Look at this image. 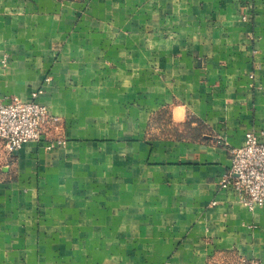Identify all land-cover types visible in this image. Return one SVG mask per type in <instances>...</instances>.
<instances>
[{
  "label": "crops",
  "instance_id": "obj_1",
  "mask_svg": "<svg viewBox=\"0 0 264 264\" xmlns=\"http://www.w3.org/2000/svg\"><path fill=\"white\" fill-rule=\"evenodd\" d=\"M40 89L0 264H264V207L221 187L264 131V0H0V104Z\"/></svg>",
  "mask_w": 264,
  "mask_h": 264
},
{
  "label": "built area",
  "instance_id": "obj_2",
  "mask_svg": "<svg viewBox=\"0 0 264 264\" xmlns=\"http://www.w3.org/2000/svg\"><path fill=\"white\" fill-rule=\"evenodd\" d=\"M50 78L46 79L49 82ZM43 89L32 93L30 101L13 97L0 104V144L14 153L26 144L41 143L43 127L50 115L48 109L37 102ZM63 141H52L46 145L52 150ZM231 166L228 174L221 180V187L237 191L243 205L249 210L264 207V131L249 132L243 146L230 150ZM242 264H247L243 262Z\"/></svg>",
  "mask_w": 264,
  "mask_h": 264
}]
</instances>
